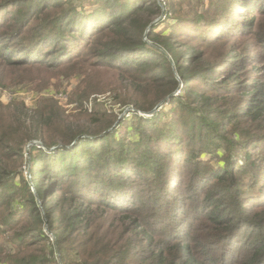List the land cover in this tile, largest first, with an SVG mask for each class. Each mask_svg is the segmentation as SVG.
<instances>
[{"label":"trees","instance_id":"16d2710c","mask_svg":"<svg viewBox=\"0 0 264 264\" xmlns=\"http://www.w3.org/2000/svg\"><path fill=\"white\" fill-rule=\"evenodd\" d=\"M96 2L98 7L88 12L71 0H0V86L6 87L7 81L14 80L2 77L3 72L7 74L17 67H42L56 69L64 78L79 77L80 83L72 95L78 103L109 89L124 97L131 90L124 104L135 105L146 113L162 101H173L179 84L172 67L179 59L190 63L196 58V51L184 58L182 51L172 45L174 37L151 28L161 15L155 0ZM262 14L264 0H223L219 11L207 17L208 27L185 29L196 33L191 37L221 44L255 34L258 49L243 45L237 51L236 46L228 44L230 50L223 62L204 74L206 78V74L214 75L221 66L227 68L228 77L222 82L216 77L205 85L223 100L226 92H233L236 99L230 104L232 108L215 106V100L193 91L192 84L186 82L182 94L190 101L184 102L182 95L179 101L192 111V120L179 127L167 121L160 123L158 111L151 118L138 116L142 130L137 135L143 140L134 149L124 142L126 138L115 137L114 130L121 125H116L120 120L114 113H89L84 109L70 115L52 99L35 109L25 104L6 105L0 99V264H56L58 260L72 264L63 258L64 245L78 227H83L87 239L91 237L95 226L92 220L99 207L130 219L121 240L114 238L115 231L103 232L110 239L102 238L105 244L97 251V255L106 256L102 264H264V176L252 174L255 169L264 172V163L258 164L260 159L254 150L258 144L241 161L221 158L217 168H209L201 157L198 161L190 155L191 164L195 165L194 179L207 192L204 202L194 198L195 206L188 212L178 194H171L174 176H169V170L182 164L186 141L200 142L204 147L212 144L216 149L221 147L217 141L229 144L230 139L220 131L221 124L241 119L250 124L251 139L264 142ZM201 20L205 19L196 21ZM253 54L258 58L257 65L249 60ZM169 55L174 58L171 60ZM108 68L141 73L137 76L139 81L129 78L135 88L129 84L125 90L118 89V84L103 81L95 74ZM189 71V67L181 68L180 76L194 79L195 72ZM242 73L240 80L235 79ZM201 102L195 109L194 105ZM204 104L211 108H203ZM200 129L202 132L198 133ZM185 132H189V138L183 137ZM236 135L238 138L240 134ZM164 137L180 142L179 158L163 149ZM237 138L231 143L245 148L247 143L236 144ZM139 149L145 151V156L136 154ZM24 154L38 158L35 163L44 165L32 176L33 182L23 177L17 180L21 177L18 162ZM238 156L235 150L232 157ZM149 166L159 175L167 168L163 176L152 179L147 175ZM242 173L244 176H238ZM157 177V186L150 194H139L140 188L149 187L148 183ZM250 180L254 183L251 187ZM141 226L151 230L145 242L158 236L148 248L126 242L130 232ZM44 227L57 233L59 251L48 245ZM96 241L93 237L87 247H97ZM115 251L121 253L120 260L108 257Z\"/></svg>","mask_w":264,"mask_h":264},{"label":"rangeland","instance_id":"374dc122","mask_svg":"<svg viewBox=\"0 0 264 264\" xmlns=\"http://www.w3.org/2000/svg\"><path fill=\"white\" fill-rule=\"evenodd\" d=\"M62 1L66 2V0ZM71 1H75L79 9L84 8L88 12H91L98 7L96 0ZM155 1L161 7V15L155 18L153 24L151 25V28H154L155 31H158L165 36L171 35L172 37H174L176 41H172V45L174 48H177L178 52L182 51V55L184 56V58H186L187 55H190L193 51H196L197 56L190 63H187V60L181 59H179L178 64L176 65H174L173 62L174 66L172 67V72L174 73L176 80L179 84V87L175 91V99L173 101H170L169 99L160 102L158 104V107L153 109L152 112L154 110L155 112H159L158 116L161 118L160 123L167 121L169 123H176L179 127H183L184 125L189 123V121H191L193 118L192 111H189L190 109H186L184 105H182L179 101V96L181 95L184 102L189 103L190 101L185 95L182 94L183 90H185V88L187 87L186 82H190L192 84L193 91H199L202 93V95L211 97L212 100H215V106L218 105L221 109L228 107L232 108L233 106L230 104H233V101L236 99L233 92H226L224 94L225 99L223 100L217 92L210 91L212 88H209V85H205L208 82L215 81L214 78L216 77H219L218 80H221L222 82L223 79L228 77V73L226 70L227 68L221 66L219 67L217 72H214V75L206 74V78H204V74L213 66L218 65L220 62H223V56L226 55L230 50L227 47L228 44L236 46L237 51L242 50L243 45H247L249 47H252V45H254V47H256L258 45V43L256 42L257 36L255 34L250 36L248 35L249 37L247 36V38L242 37L241 39H232L221 44L219 42L210 43L207 42V40H203L198 37H191L192 35H196V33H192L188 31V29L185 31L186 28L190 27H208V23L205 22L207 20V17L216 14L217 10L219 11L220 5L223 0ZM170 8L173 9L170 10ZM241 11L243 12L244 9H242ZM199 18H204L205 20L196 21ZM260 19L264 22V14L261 15ZM145 39L147 40L146 37ZM148 43L151 44L150 42ZM155 47L161 50L162 52L168 54L167 51L161 46ZM257 49L258 48L256 47L255 51H257ZM259 50L260 52H263L261 48H259ZM254 54L249 58V60L252 62L253 65H257L258 58L254 57ZM169 58L172 60V58H174V55H169ZM183 67H189L190 74H192V72H195L194 79H192V77L187 78V76H180L179 70ZM241 68L242 67H240L238 71H240ZM58 74L59 71L56 69L45 70L42 67H17L12 71H7V74L3 72L2 77L10 76L14 80L13 82L7 81L8 83L6 87L0 86V99L6 105L9 103L25 104L30 109L41 107L46 103V100L52 99L55 100L70 115L84 111V109H86L89 113L97 110H104L108 114L114 113L115 115L119 116L120 120L116 123V125H121L119 127L117 126L114 130L115 137L117 139L122 137L126 138V141L124 142L126 144H131L132 149H134V147L140 144L141 140L143 139H140L139 135H137V132L139 130H142L140 121L141 119L138 118V116L151 118L153 116V113L142 112L135 105H127V103L124 104L126 97L132 94L131 90L127 91V94L125 93L124 97L122 93L114 92L112 89H109L104 94L90 95L89 98H84L82 103H78L76 101H73L75 97L72 95L75 92L76 87L80 83V78L77 76L64 78L63 76ZM95 74L99 76V79L106 82L112 81L111 84H118V89H121L120 87H122L125 90V88L129 87V84H131V89L135 88L129 78H133L134 80L139 81V77L137 76L141 73L131 72L130 70L124 69L119 70L114 68H108L99 69L95 71ZM242 75L243 73L237 75L235 79L240 80L242 78ZM168 77L170 78V76ZM203 78L204 80H202ZM262 78V81H260L261 83L264 82V71L262 72ZM147 90H149L152 94L154 92L151 88H147ZM201 104L202 102L197 103L196 105H194V108H198L199 106H201ZM206 105L207 104H204L203 108L205 107L207 109L209 107L208 105V107ZM243 107L244 105L241 107V110L243 109ZM220 112L221 110L217 111V118L219 124H221L223 120L221 118V115L219 114ZM249 126V123L243 122L241 119L232 121L231 123L229 122L228 124H221L220 131L225 134L227 139H230V142L229 144H227L217 141L218 143L216 144L221 145V147L217 149L216 147H213L212 144H210L209 146L205 145L204 147L200 146V142L194 144L190 143V141H186L184 143V147L182 149V164L169 170V174H172L169 176H174L173 181L171 183V194H178V198L185 202V209L187 212L189 210H193L195 206L194 198L197 197V199L201 200L200 202H204V197L207 192V189H204V187L199 185V183H197V180L194 179L193 172L195 165L191 164L192 162L190 161V155L196 156L195 160L198 161L201 157V161L203 163L206 162V165H209V168H217L221 158H225L226 160L227 158H230L228 160L229 162H232L233 160L235 161L237 159H240L241 161L242 158L245 157L246 152L251 149L254 144H258V146H254V150L257 149V154L260 159L258 164L260 165L261 163H264V142H262L260 138L251 139ZM164 129L167 130L166 127H164ZM205 131L210 133V130L208 129H206ZM200 132H202L201 129L198 133ZM236 132L240 134L238 137L239 139L237 138L238 135H236ZM149 135H151V132ZM183 137L189 138V132H185L183 134ZM152 138L155 142V137ZM236 138L238 139L236 144H240V142H246V147L240 149L235 144H232L231 140H235ZM39 143L40 141L35 142L34 144ZM161 144L163 145V149L170 150L171 152H173V154L175 153V158H179L181 152V148L179 146L180 142L177 143L175 140L167 141L164 137L161 139ZM230 144L234 146H231ZM201 150H203V154L201 153ZM235 150H238V157H232L235 154ZM218 152L222 155H216ZM136 154L139 156H145V151L143 149H139ZM37 159L36 157L32 158L29 154H24V156L20 158V162H18L20 163L18 170L21 172V177H17V180H20V178L23 177L26 178L28 182H33L32 176L34 175V173L36 171H41L44 168L43 164L35 163V160ZM166 161L169 162V164H171L172 162L169 158H166ZM166 168H164L159 175L156 174L155 171H153L149 166L147 170V175L152 177V179L155 176H163V173L165 172ZM252 174L264 176V172L256 171V169L252 172ZM238 176L242 177L244 176V173L238 174ZM164 179L167 182V176H165ZM249 179L250 178L245 180L246 184L249 183ZM158 181L159 177H157L156 180H153L152 182L148 183L149 187H147L146 185L145 187L140 188L139 192L141 193L139 194H150V190L155 189ZM253 184L254 183H251L250 180L249 187L253 186ZM69 186H72V183H70ZM161 186L162 184L158 186L157 192L161 190ZM256 193H259V191H256ZM60 198L62 199V197ZM247 207L248 205H245V208ZM107 211L108 210L104 209V207H99L95 210V215L92 220V223L95 224V226L92 231L93 233L89 239H87L88 235L82 232L83 227H78L77 230L72 232V234L68 237V241L64 245L65 249L62 252L63 258H68V260L72 264H102L104 262L106 256L101 257L97 255V251L98 248H101L102 245L105 244V241L102 238L109 240L110 235L106 234L105 236H103V232L115 231L114 238H119L121 240L124 235L122 231L129 228L128 226L130 222V219L122 215L114 214L113 212ZM146 230L147 228L145 226H141V228H137L135 231L130 232V234L126 237V242H132L134 247L137 246L142 249L152 246L154 242L158 240V236H153V239H151L152 241L150 243L145 242L144 238L146 237L147 233H150L151 231ZM44 231L46 233L48 245H50V247L54 250L59 251L60 247L57 244L59 239L56 236L57 233L51 231L46 227H44ZM93 237L97 239V247H87L86 243H88V241L91 240ZM123 243L124 242L122 241L120 244L122 245ZM121 245L118 246L121 247ZM116 251L108 256L109 258L111 256H114L113 261L120 260L119 257H121V253L118 252L117 254ZM56 264L64 263L62 260H58Z\"/></svg>","mask_w":264,"mask_h":264},{"label":"water","instance_id":"95a60500","mask_svg":"<svg viewBox=\"0 0 264 264\" xmlns=\"http://www.w3.org/2000/svg\"><path fill=\"white\" fill-rule=\"evenodd\" d=\"M154 112H155V110L153 112H151V113H154Z\"/></svg>","mask_w":264,"mask_h":264},{"label":"built area","instance_id":"2783aa9c","mask_svg":"<svg viewBox=\"0 0 264 264\" xmlns=\"http://www.w3.org/2000/svg\"><path fill=\"white\" fill-rule=\"evenodd\" d=\"M38 145V144H37Z\"/></svg>","mask_w":264,"mask_h":264}]
</instances>
